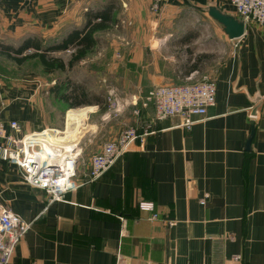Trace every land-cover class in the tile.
Here are the masks:
<instances>
[{
    "label": "crops",
    "instance_id": "0c3cea01",
    "mask_svg": "<svg viewBox=\"0 0 264 264\" xmlns=\"http://www.w3.org/2000/svg\"><path fill=\"white\" fill-rule=\"evenodd\" d=\"M97 1L104 0H0V30L6 41L64 37L82 28ZM145 3L151 6L152 0ZM160 5L171 24L190 12L197 17L194 28L205 22L211 29L203 37L185 35L181 44L195 51L192 56L215 59L206 70L216 84L215 106L187 129L180 118L156 121L154 107H144L142 100L133 127L144 147L137 140L99 180L62 202L50 203L43 191L22 181L15 166L0 161V206L31 224L10 264H236L238 255L243 264H264V28L246 23L244 36L230 40L207 9L240 18L231 0ZM204 38L205 48L196 42ZM165 43L142 39L123 56L122 62L136 65L140 84L125 93L147 95L180 79L183 73L172 66L175 55L161 54L169 47ZM200 73L188 69L178 84ZM31 86H17L14 76L0 74V121H18L21 136L62 129L63 121L45 107L42 86ZM257 97L261 106L252 117ZM59 103L62 112L66 105ZM87 168L78 175L83 182ZM140 201L153 202L159 217L152 220L141 211Z\"/></svg>",
    "mask_w": 264,
    "mask_h": 264
},
{
    "label": "rangeland",
    "instance_id": "374dc122",
    "mask_svg": "<svg viewBox=\"0 0 264 264\" xmlns=\"http://www.w3.org/2000/svg\"><path fill=\"white\" fill-rule=\"evenodd\" d=\"M145 2L146 0L97 1L94 9L104 3L113 4L116 7V16L119 21L110 30L98 33L99 45L97 48L86 61H83L67 73L46 74L42 66L36 61L17 66L0 55L1 75L7 76L9 74L10 77L14 76L17 86L27 87V84H29L32 85L31 87H35L41 85L45 107L46 109L49 108V111L54 112V116L59 118L60 123L63 121L62 129H64L66 119V129L70 132L72 131V134L70 133L71 143L81 144L82 147L80 170L82 168L86 169L89 158L96 154L106 142L116 139L123 131L134 128L133 124L136 121V117L139 116L136 113L139 109V104L144 99L145 102L149 93L153 90L147 95L144 93H125L127 88L132 91L140 85L137 78L139 73L135 69L136 65L122 62L123 56L129 54L133 44L142 39L155 43L164 40L165 44L168 43V49L161 54L164 57L170 52L175 55V62L172 66H175V69L180 70L183 74L180 75V79H177V75L176 79L171 83L178 84L183 79L186 71L200 57V54L192 56L195 51L193 52L190 49L191 47L187 49L182 46L181 43L185 41V35L190 34L187 37L192 38L195 33L198 36H207L211 32V29L205 28V22L194 28L193 25L197 22V17L190 12H183L181 15L182 19L175 25L170 22L171 16H164V11L152 12L150 3L147 4ZM71 31H68L67 34ZM3 37L4 33L0 30V42L6 45H13L14 47L18 46L23 40H20L21 37L16 36V39L6 41ZM62 38L57 35H48L43 37V40L47 45H51L58 43ZM200 40L196 41L197 44L200 47H207V41L209 40L206 38L202 39V41ZM212 45L215 46L214 42ZM225 49L226 46H224ZM54 56L68 62L71 52L56 53ZM209 61V58H204L199 65L201 75L197 77L198 79L207 75L206 70L210 66L215 65V62ZM161 65L167 66L168 64L163 63ZM66 77L73 82L84 84L93 93L106 96L109 104L108 110L103 113L98 106H81L78 109L71 108V110H76L77 112L70 113L71 110L65 106V109L59 112L57 106L61 103L57 99L50 97L49 89L55 86L58 80H65ZM50 98H52L53 103ZM56 103L57 106H55ZM78 128H80L79 133H77ZM65 141L62 137L53 140V142L58 143H65Z\"/></svg>",
    "mask_w": 264,
    "mask_h": 264
},
{
    "label": "built area",
    "instance_id": "2783aa9c",
    "mask_svg": "<svg viewBox=\"0 0 264 264\" xmlns=\"http://www.w3.org/2000/svg\"><path fill=\"white\" fill-rule=\"evenodd\" d=\"M160 3L161 0H152L151 11L158 13ZM231 4L237 16L246 23L253 22L264 28V0H231ZM185 80L183 84L156 87L149 93L143 105L154 107L156 121L180 118L181 125L191 129L197 118L205 117L208 110L215 106L216 84L209 76L198 79L192 74ZM66 123L65 119L64 129H47L21 136L22 126L18 121H0V161L15 166L22 175V181L43 191L50 203L62 202L68 194L99 180L137 140L141 139L140 147H144L143 137L136 129L123 131L90 158L87 180L83 182L78 178L83 153L81 144L49 140V135H64ZM207 198L208 195L201 203L205 204ZM138 208L151 213L152 220L159 217L153 202L140 201ZM30 228L31 224L11 209L0 206V264H10L18 244ZM234 262L243 264L242 257L235 256ZM120 264L131 263L122 261Z\"/></svg>",
    "mask_w": 264,
    "mask_h": 264
},
{
    "label": "trees",
    "instance_id": "16d2710c",
    "mask_svg": "<svg viewBox=\"0 0 264 264\" xmlns=\"http://www.w3.org/2000/svg\"><path fill=\"white\" fill-rule=\"evenodd\" d=\"M84 16L83 27L72 30L56 44L47 45L43 38L29 36L15 47L0 42V55L17 66L36 61L46 74L72 71L77 65L86 61L97 48L99 45L97 34L110 30L119 21L116 16V7L108 3L88 10ZM66 51L71 52L68 62L54 56L56 53ZM204 58L206 56H200L189 69V73L199 70V65ZM49 92L69 110L78 109L81 106H98L104 113L109 108L106 96L93 93L84 84L73 82L67 77L65 80H58Z\"/></svg>",
    "mask_w": 264,
    "mask_h": 264
},
{
    "label": "water",
    "instance_id": "95a60500",
    "mask_svg": "<svg viewBox=\"0 0 264 264\" xmlns=\"http://www.w3.org/2000/svg\"><path fill=\"white\" fill-rule=\"evenodd\" d=\"M209 15L216 20L220 25L223 26L224 32L227 34L230 40H237L244 36L246 30V22L243 19L237 18L231 14L225 13L217 9L216 7H209L208 9ZM254 103L256 104L253 112L252 117H256L258 114V110L261 106V99L260 97L255 98ZM252 125V132L247 142V149L250 148L251 142L254 137L255 133V124L254 122L251 123Z\"/></svg>",
    "mask_w": 264,
    "mask_h": 264
},
{
    "label": "bare ground",
    "instance_id": "6f19581e",
    "mask_svg": "<svg viewBox=\"0 0 264 264\" xmlns=\"http://www.w3.org/2000/svg\"><path fill=\"white\" fill-rule=\"evenodd\" d=\"M74 111L77 112L76 110H71L70 113H73ZM70 133L72 134V131L70 132L68 129H66V133L64 135L63 134L62 135H55V136L51 135L50 136L51 138L49 140H52V142H53V140L56 139L57 137H62L66 140L65 143L68 144V142L70 141ZM47 134H50V133L47 132ZM71 141H70V143H71Z\"/></svg>",
    "mask_w": 264,
    "mask_h": 264
}]
</instances>
